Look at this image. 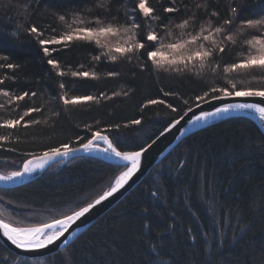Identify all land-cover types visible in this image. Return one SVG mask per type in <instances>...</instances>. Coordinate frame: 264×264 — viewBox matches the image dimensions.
I'll list each match as a JSON object with an SVG mask.
<instances>
[{"label": "trees", "instance_id": "16d2710c", "mask_svg": "<svg viewBox=\"0 0 264 264\" xmlns=\"http://www.w3.org/2000/svg\"><path fill=\"white\" fill-rule=\"evenodd\" d=\"M14 2L30 5L33 13L39 14L21 16L17 9L4 7L7 0H0V54L10 57L7 62L22 65L14 72L0 69V76L14 74L17 77L15 82L6 81L2 87L16 94L36 91L38 95L31 102L27 98L20 102L21 111L26 106H43L44 111L32 114L41 123L21 129L19 143L6 145V148H16L15 152L0 149V162L21 164L30 158L27 153L39 154L62 143L79 147L76 141L80 137L84 138L80 141L83 143L91 136L85 125L95 131L120 124L118 132L105 134L110 138L118 136L121 140L118 147L122 150H139L188 107L204 102L196 101L197 95L213 84H225L219 75L212 77L210 73L197 77L191 73L177 75L154 69L141 70L140 61L135 57L130 63L114 64L103 58L96 62L92 56L99 54V50L82 44L54 53V57L65 70L95 71L101 79L56 77L45 63L39 46L23 27L18 38L12 33L21 24L27 26L30 19L45 29L49 25L57 27V33L46 31V37L57 35L63 26L58 25L51 14L53 11L87 9L93 7L94 0ZM183 2L196 4L204 0ZM233 2L216 0L214 6L224 18L228 5ZM258 2L249 0L253 9ZM133 6L134 0H115L113 14L120 9L118 22H125L123 13H130ZM149 6L161 16L172 15V24L181 18L179 14L162 12L163 7L170 6L169 0H149ZM88 15L105 16L102 10L95 8ZM251 16L252 12L243 13V17ZM137 22L141 23V33L147 30L149 23L160 31L159 22H145L139 16ZM240 51L243 49L232 48L218 57L219 62L222 65L234 62ZM109 71H118L120 75L107 77ZM235 79L238 87H264V81L253 79L252 75ZM61 80L66 85L63 91L69 97L99 96L103 92L112 98L98 105L85 102L66 110L57 99ZM166 91L177 95L165 97L163 92ZM114 92L128 95L113 96ZM149 99H164L177 111L173 112L166 104L142 107ZM3 102L4 98H0V103ZM55 112L60 115L55 116ZM0 115L9 113L0 111ZM133 119H141L142 124L123 127ZM121 170L118 164L106 160L75 157L22 185L0 188V218L20 226L48 221L81 201L93 198L107 188ZM64 259H68L69 264H264V131L247 116L228 117L195 131L125 198L56 254L25 258L12 253L0 241V264H61Z\"/></svg>", "mask_w": 264, "mask_h": 264}, {"label": "snow or ice", "instance_id": "6c2138e0", "mask_svg": "<svg viewBox=\"0 0 264 264\" xmlns=\"http://www.w3.org/2000/svg\"><path fill=\"white\" fill-rule=\"evenodd\" d=\"M115 0H94L93 7L87 9H73L68 12L53 11L51 14L59 26H63L57 35L45 36L46 31L57 33V27L49 25L48 29L37 26L30 19L27 26L19 25L12 33V36L19 37L20 28L39 46L40 51L46 58L45 63L50 66V71L56 77H71L73 79H101L100 74L95 71H78L63 68L61 61L54 57V53L63 52L74 44L92 45L99 50V54L92 56V60L100 62L102 58L112 63L131 62L133 57L138 61L141 70H156L157 72L174 73L185 75L191 73L197 77H203L210 73L212 77L220 76L225 81L222 86L213 84L207 91L195 97L196 101L211 103L217 100H227L234 97L261 98L260 103H226L221 107H216L214 111H201L199 115L194 114V119L189 118L193 126H199L201 122L209 119L222 117L233 112H246L258 114L259 119L264 122V87L243 86L238 87L235 77L252 75L253 79L264 81V0H259L256 9H253L249 0H234L228 5L227 15L222 18L221 13L216 10V0H204L202 3L189 4L183 0H169L170 6L163 7L165 14H179L180 19L172 24V15L161 16L156 9L149 6V0H134L131 12L123 13L125 22H118L120 9L113 14ZM4 7L9 10L15 8L21 16L30 17L33 13L30 5H20L14 0H7ZM93 8L102 10L105 16H91ZM194 9V10H193ZM252 12L251 17H243V13ZM185 13H188L185 15ZM145 22L156 21L160 31L148 24L146 31L141 33V23L137 22V17ZM115 21V22H114ZM178 30V31H177ZM52 46V47H49ZM232 48L243 49L238 52V59L234 62H219L218 57L227 54ZM10 57L0 54V69L13 70L20 69L22 65L7 62ZM81 68L83 65L80 66ZM107 77H118V71H109ZM16 75L0 76V98L4 102L0 103V111L9 113L8 116L0 115V149L15 152L16 148L6 145L13 142H20L18 132L21 129H28L30 126L41 123L39 119L33 117V113H43V106H26L21 111V103L27 98L31 102L37 97L36 91H23L20 94L9 91L5 85L6 81L15 82ZM244 84V80H240ZM251 81H249V85ZM66 85L61 80L58 88L61 90L57 96L62 101L66 110L79 107L85 102L100 104L104 99H111L106 93L99 96H71L67 94ZM128 95L127 92L113 93V96ZM165 97L177 95L174 92H163ZM210 97V99H209ZM188 103L187 100L184 101ZM165 105L173 112L177 109L164 99H149L142 107L150 105ZM197 107H200L199 103ZM11 112H18L12 116ZM193 112L192 107L180 115L178 119L170 122L169 126L160 132L159 136L147 146H140L139 150H122L118 147L121 144L120 138H110L105 134L108 131L118 132L120 124H114L105 129L93 131L92 127L85 125L91 133L89 139L81 143L80 137L76 143L79 147H72L68 143H62L56 147H48L45 151L37 154L27 153L30 157L26 159L19 170L11 171L8 174L0 173V181L5 183H15L22 181L26 176H32L38 171L56 161L58 158L75 157L77 153H104L105 159L115 161L122 170L115 176L110 185L101 189L93 198L85 199L75 207H70L67 212H62L58 217H53L48 221L36 222L28 226L13 224L10 220L0 218V232L19 249L27 251H39L48 249L49 246L59 241L61 237L77 221L101 206L103 202L109 201L121 189L129 184V181L140 171L142 158L152 148V146L181 123L189 113ZM59 116V112L54 113ZM29 117V119H25ZM98 123V122H97ZM141 119H133L129 124L141 125ZM15 135V141L13 137ZM103 144V147H101ZM156 195V193H152ZM74 234V233H73ZM65 244L67 239L63 241ZM61 264H69L68 259L61 261ZM210 264V262H209Z\"/></svg>", "mask_w": 264, "mask_h": 264}, {"label": "water", "instance_id": "95a60500", "mask_svg": "<svg viewBox=\"0 0 264 264\" xmlns=\"http://www.w3.org/2000/svg\"><path fill=\"white\" fill-rule=\"evenodd\" d=\"M245 102L260 103L261 98L234 97V98H229L227 100L212 101L211 103L201 102L199 103L200 107H197V105L192 107L193 108L192 113H189L188 116H186L184 120H182L181 123L176 126V128H173L170 132H167L164 136H162L159 140L156 141V143L152 146L151 149H149V151L142 158L140 171L136 173V175L132 178L131 181H129V184L126 185L125 188L121 189L119 192L114 194V196L111 197L109 201L103 202L101 206H97V208L93 209L91 213L86 214V216L82 218V221H77L76 224H74L72 228H70L69 231L65 233L64 237H61L59 241H56L55 244L49 246L48 249H43L35 252L19 249L15 245H13L11 241H8L7 238L3 236L2 232H0V241L12 253L25 258H43V257L51 256L66 249L73 241H75L90 226H92L100 217H102L107 212H109L115 205H117L123 198H125L135 187H137L147 177V175L152 171V169L155 166H157L184 138L194 133L195 131L202 129L213 122L233 116H247L252 120H254L259 125V127L264 131V127L257 120V118H255L252 114L246 112H237L236 114H234L233 112V114L230 116L212 118L209 119L207 122H201L199 126H193L189 120L190 117L194 119V114L199 115L201 111H214L216 107H221L226 103H245ZM155 139L156 138H154L153 140ZM85 154L87 153L81 152V153H77L76 156H81ZM69 158L71 157L58 158L56 161L60 159H69ZM105 160L111 163H116L115 161H111L108 159ZM26 179L27 176L22 181L15 183H5L0 181V188H11L22 185L27 181ZM65 239H67L68 241L66 244L63 242Z\"/></svg>", "mask_w": 264, "mask_h": 264}, {"label": "rangeland", "instance_id": "374dc122", "mask_svg": "<svg viewBox=\"0 0 264 264\" xmlns=\"http://www.w3.org/2000/svg\"><path fill=\"white\" fill-rule=\"evenodd\" d=\"M259 122L264 127V122H262L261 120ZM101 147H103V144H101ZM81 156H89V157H93V158L105 160L104 158L96 157L93 154H85V155H81ZM75 157H78V156H75ZM75 157H71L69 159H60L58 161H55L44 172L48 171L49 169L55 168V167H62L63 165H65L67 162H69L70 160H72ZM22 163L21 164H15V163H9V162H0V173H2V174H8L11 171L19 170V168L21 167ZM114 164H117V163H114ZM44 172H42V173L38 172V173L33 174L32 176H27V179L26 180L28 181V180L34 178L37 175L43 174Z\"/></svg>", "mask_w": 264, "mask_h": 264}, {"label": "bare ground", "instance_id": "6f19581e", "mask_svg": "<svg viewBox=\"0 0 264 264\" xmlns=\"http://www.w3.org/2000/svg\"><path fill=\"white\" fill-rule=\"evenodd\" d=\"M237 112H234V114H236ZM233 113H231V114H227V115H224V116H222V117H225V116H230V115H232ZM255 118H257V120L258 121H260V119H259V117H258V114H252ZM94 156H96V157H100V158H104L105 159V155L106 154H104V153H102V152H100V153H92ZM112 161V160H111ZM55 162V161H54ZM54 162H52L51 164H49V165H47L45 168H44V170L43 171H38V172H40V173H42V172H44L48 167H50ZM38 172H36V173H38Z\"/></svg>", "mask_w": 264, "mask_h": 264}]
</instances>
